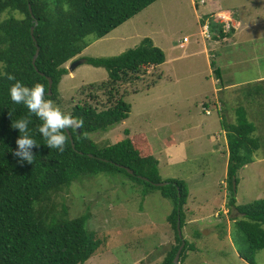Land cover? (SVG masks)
Masks as SVG:
<instances>
[{
    "label": "rangeland",
    "instance_id": "1",
    "mask_svg": "<svg viewBox=\"0 0 264 264\" xmlns=\"http://www.w3.org/2000/svg\"><path fill=\"white\" fill-rule=\"evenodd\" d=\"M206 12L222 22L231 19L241 31L227 39L205 38ZM7 16L8 11L0 13V21ZM145 37L165 51L166 61L121 87L129 91L130 116L92 137L105 145L127 137L126 129L133 135L144 132L159 159L161 177L185 182L189 198L182 231L188 249L183 264H250L241 256L248 247L235 222L241 214L230 204L228 136L221 121L235 122L237 108L244 105L256 124L263 146L238 171L235 195L237 204L264 198V94L252 93V85H262L252 80L264 75V0H157L76 58L118 55ZM184 37L189 41L182 47ZM213 59L223 73L222 88L210 66ZM205 76H211V85ZM107 80L104 67L81 63L63 76L53 102L65 113L85 102L102 108L107 98L98 84ZM204 100L212 101L210 108ZM54 201L58 210L67 205L72 218L90 212L88 226L103 239L84 264H161L175 242L169 220L172 199L123 172L83 175ZM256 262L264 264V249L257 251Z\"/></svg>",
    "mask_w": 264,
    "mask_h": 264
},
{
    "label": "trees",
    "instance_id": "2",
    "mask_svg": "<svg viewBox=\"0 0 264 264\" xmlns=\"http://www.w3.org/2000/svg\"><path fill=\"white\" fill-rule=\"evenodd\" d=\"M156 1L0 0V13L8 11V16L0 21V65H6L0 72L14 75L29 87L35 83L43 84L45 99L56 101L60 96V82L69 73L67 62L85 58L86 63L108 71V80L98 84V88L105 91V105L100 108L90 102L75 104L70 113L82 119L84 127L78 132L69 130L66 133L69 139L62 153L46 146L37 130L42 122L23 104L11 101L9 88L13 81L0 75V264H84L97 253L103 239L88 226L90 212L72 218L67 205L61 204V210L57 209L59 204L55 203L54 197L83 175L119 171L136 182L159 189L163 196L172 199L174 207L169 220L176 237L161 264H174V257L184 240L179 236L177 220L180 215L183 229L189 198L185 182L161 177L159 159L144 132L133 135L126 129L127 137L105 145L92 137L94 133L108 132L130 116L132 105L125 100L129 91H122L121 87L141 80L147 67L163 64L166 53L151 37H145L138 45L118 55L76 58L94 41ZM206 14L203 22L208 20L212 30L218 31L221 37L238 28L228 29L225 21L215 14ZM32 27H35V39ZM38 47V57L33 63ZM215 63L213 59L211 64L215 66L216 76L223 82L221 68ZM49 76L53 79L52 95L48 93ZM258 77L252 80L262 83L252 85V93L256 95L264 94V80H258ZM97 96L92 99L98 101ZM237 113L235 122L225 118L221 121L228 136L230 204L241 214L235 222L248 242L241 256L250 264H257L256 253L264 249V198L237 204L235 193L238 171L255 160L263 140L255 135L258 128L248 118L246 107L239 106ZM21 118L30 120L31 136L39 145L32 150L31 164L21 162L13 155L20 134L11 124ZM84 134L90 138H83ZM161 181L168 183L164 186L155 184ZM148 191L146 189L145 194ZM187 249L188 242L185 241L180 264L187 257Z\"/></svg>",
    "mask_w": 264,
    "mask_h": 264
},
{
    "label": "clouds",
    "instance_id": "3",
    "mask_svg": "<svg viewBox=\"0 0 264 264\" xmlns=\"http://www.w3.org/2000/svg\"><path fill=\"white\" fill-rule=\"evenodd\" d=\"M206 24H208L210 28V24L208 22ZM211 35L210 30V36ZM210 36L206 37L209 38ZM4 67H6V65H0V68ZM0 75H3L9 81H13L9 88L11 101L16 104H23L31 115H34L42 122L37 130L44 138L46 146L50 149H56L61 153L64 152L69 139L66 133H68L69 130L77 132L78 130H82L84 121L74 117L71 113L63 112L51 99L46 100L43 84L35 83L33 86L29 87L6 71L0 72ZM29 123V119L21 118L12 122L11 127L17 129L20 134L15 141L17 147L13 155L18 157L21 162L27 161L31 164L34 157L32 150L39 147V145L31 136ZM83 138L88 139L90 137L84 134Z\"/></svg>",
    "mask_w": 264,
    "mask_h": 264
},
{
    "label": "water",
    "instance_id": "4",
    "mask_svg": "<svg viewBox=\"0 0 264 264\" xmlns=\"http://www.w3.org/2000/svg\"><path fill=\"white\" fill-rule=\"evenodd\" d=\"M30 9H31V7H30ZM34 29H35V27H32L31 33H32V35H33V37L35 39ZM38 52H39V47H38L37 53L35 54V56L33 58V63H35V61H36V59L38 57ZM84 62H86L85 58L75 59V60H73L71 62L69 69L70 70H74L78 65H80L81 63H84ZM48 79H49V92L48 93H49V95H52V93H53L52 92L53 79L50 76L48 77ZM70 136H71V134H70ZM72 143L74 145L73 140H72ZM126 169H128L130 171V173H133L132 169H130L128 167ZM144 178H146V177H144ZM167 183H168V181H161V182H158V183H155V184H157L159 186H164ZM234 187H236V181H234ZM177 229H178L179 236L182 238L183 237V232H182V227H181V216L180 215L178 216V220H177ZM184 245H185V241L183 240L182 244L180 245V247H179V249H178V251H177V253H176L175 257H174V264H180L181 252H182V249H183Z\"/></svg>",
    "mask_w": 264,
    "mask_h": 264
},
{
    "label": "crops",
    "instance_id": "5",
    "mask_svg": "<svg viewBox=\"0 0 264 264\" xmlns=\"http://www.w3.org/2000/svg\"><path fill=\"white\" fill-rule=\"evenodd\" d=\"M206 13H208V12H206ZM206 13H204V14H206ZM218 18V17H217ZM208 21V20H207ZM207 21H206V23H207ZM210 30H211V32H212V37H211V39H213V38H215V40H216V38H218V37H220V38H223V39H227V34H226V36H224V37H221L220 36V34L218 33V31H213L212 30V28H211V26H210ZM237 31H241L240 29H236L235 31H233V33H235V32H237ZM204 37L206 38V36L204 35ZM185 38V37H184ZM180 46H184V42H181L180 43ZM207 49V48H206ZM214 56H215V54H214ZM70 62V61H69ZM72 62V61H71ZM210 66L212 67V64H210ZM66 75H68V74H66ZM205 78H207V79H209V84L211 85V76L210 77H208V76H205ZM216 80H219L218 81V83H217V87H221L220 85H223V82L222 81H220V78H218L217 76H216ZM216 80H215V82H216ZM258 80H264V75H260L259 77H258ZM235 84H230V87H232V86H234ZM222 88V87H221ZM226 89V87L225 88H223V90L224 91H226L225 90ZM203 103H204V105L203 106H205V107H207V108H210V104H212V101H207V100H204V101H202ZM205 102L207 103V104H205ZM209 104V105H208ZM207 105V106H206ZM225 105V103L224 102H222V105H221V109L223 108V106ZM216 107H217V104H216ZM220 109V110H221ZM211 111V110H210ZM229 151V150H228ZM174 152V151H173ZM175 153V152H174ZM172 154V153H171ZM229 154V153H228ZM173 155H171V157H172Z\"/></svg>",
    "mask_w": 264,
    "mask_h": 264
},
{
    "label": "built area",
    "instance_id": "6",
    "mask_svg": "<svg viewBox=\"0 0 264 264\" xmlns=\"http://www.w3.org/2000/svg\"><path fill=\"white\" fill-rule=\"evenodd\" d=\"M204 2V1H203ZM224 21H225V23L227 24L226 25V27L228 28V29H230V28H232V27H234L235 25L232 23L231 24V22H228V21H231V19H224ZM229 23V24H228ZM236 27H238V26H236ZM203 32H204V35L205 36H210V28H209V25L208 24H205L204 25V30H203ZM185 41H189V37H185L184 38V42ZM206 112L207 113H210V110L209 109H206Z\"/></svg>",
    "mask_w": 264,
    "mask_h": 264
},
{
    "label": "flooded vegetation",
    "instance_id": "7",
    "mask_svg": "<svg viewBox=\"0 0 264 264\" xmlns=\"http://www.w3.org/2000/svg\"><path fill=\"white\" fill-rule=\"evenodd\" d=\"M183 232V231H182Z\"/></svg>",
    "mask_w": 264,
    "mask_h": 264
}]
</instances>
